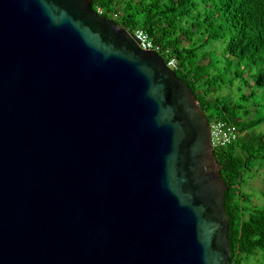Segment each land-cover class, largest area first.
<instances>
[{"label": "water", "instance_id": "obj_1", "mask_svg": "<svg viewBox=\"0 0 264 264\" xmlns=\"http://www.w3.org/2000/svg\"><path fill=\"white\" fill-rule=\"evenodd\" d=\"M190 88L90 0H0V264H230Z\"/></svg>", "mask_w": 264, "mask_h": 264}, {"label": "trees", "instance_id": "obj_2", "mask_svg": "<svg viewBox=\"0 0 264 264\" xmlns=\"http://www.w3.org/2000/svg\"><path fill=\"white\" fill-rule=\"evenodd\" d=\"M90 7L128 33L140 32L168 49L176 71L183 69L175 75L190 88L207 123L237 127V139L213 149L226 186L230 264H264V206L245 207L241 191L243 176L264 165V132L253 129L264 118L249 116L255 89L264 92V0H90ZM225 34L219 60L216 43ZM193 61L195 67L186 71L184 64ZM243 66L253 73L243 78ZM240 80L250 93L233 92Z\"/></svg>", "mask_w": 264, "mask_h": 264}, {"label": "rangeland", "instance_id": "obj_3", "mask_svg": "<svg viewBox=\"0 0 264 264\" xmlns=\"http://www.w3.org/2000/svg\"><path fill=\"white\" fill-rule=\"evenodd\" d=\"M226 26H223V31L226 30ZM227 34L224 35L223 39L219 40L216 43V48H217V54L216 58L220 60V53H221V43L225 42L227 39ZM215 57V56H214ZM196 62H191V64H184L185 65V70L189 71L191 68L195 67ZM241 72H243L245 78L247 75L252 74L253 70L250 67H245L243 66L241 68ZM182 68H180L178 71L175 72V74L180 75ZM178 78V77H177ZM241 86L237 84H234L233 92L236 91V88L242 89L241 91L244 93H250L251 88H246L245 84L242 80H240ZM253 89V88H252ZM238 94V91H237ZM235 96V94H232ZM256 97H254V100L250 102L251 106H253L254 113L249 114L250 117L256 116L259 118H264V92L262 90H257L255 89V94ZM247 104V105H250ZM256 112V113H255ZM257 133L259 132H264V120L258 125L253 127ZM244 182L241 187V191L243 192L244 196L247 199V202H245V207H255V208H260L264 206V165L263 166H254L250 172L245 174L243 176Z\"/></svg>", "mask_w": 264, "mask_h": 264}, {"label": "clouds", "instance_id": "obj_4", "mask_svg": "<svg viewBox=\"0 0 264 264\" xmlns=\"http://www.w3.org/2000/svg\"><path fill=\"white\" fill-rule=\"evenodd\" d=\"M97 15L101 16L99 14H97ZM101 17H103V16H101ZM128 34L131 35L132 39L134 40V42L137 44V46L141 50H143V51H152V52L156 53L162 59V61L165 64V66L169 70H171V71H173L175 73V71L177 70V62H176V60L174 58L168 56V53H169L168 49L167 50H162L158 45L153 44V42L151 40H148L146 37L142 36V34L140 32H138V33L133 32V33H128ZM170 61L174 62V67H170L168 65V63ZM208 127H209V136H210V144H211L212 151L217 146L223 145L224 143H230V142L234 141L235 139H237V137L240 136V132L238 131L237 127L234 124H227L228 128H226L224 126V123H221L220 121H214V122H211L210 124H208ZM219 134L222 135V137L220 139L218 138Z\"/></svg>", "mask_w": 264, "mask_h": 264}, {"label": "built area", "instance_id": "obj_5", "mask_svg": "<svg viewBox=\"0 0 264 264\" xmlns=\"http://www.w3.org/2000/svg\"><path fill=\"white\" fill-rule=\"evenodd\" d=\"M168 65H169L170 67H174V62H173V61H170V62L168 63Z\"/></svg>", "mask_w": 264, "mask_h": 264}]
</instances>
